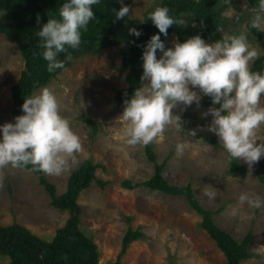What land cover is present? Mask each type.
Wrapping results in <instances>:
<instances>
[{
	"label": "rangeland",
	"instance_id": "obj_1",
	"mask_svg": "<svg viewBox=\"0 0 264 264\" xmlns=\"http://www.w3.org/2000/svg\"><path fill=\"white\" fill-rule=\"evenodd\" d=\"M162 0H124L130 8L129 17L143 19L149 9ZM226 6L222 11L224 27L219 35L208 43L222 39V35H247L250 48L257 57L264 56V42L248 29L255 0H220ZM2 12H0L1 18ZM175 34L165 40L172 47ZM127 45L106 46L99 53H82L70 59V65L49 84L47 88L59 104L60 114L65 118L81 144L79 152L67 158L60 174L43 173L46 180L56 186V194L67 191L71 173L84 161L91 160L100 168L99 180L106 182L102 188L95 180L81 192L79 228L97 244L102 264H227L225 254L203 228V217L192 209L184 196H170L160 191L138 186L128 190L123 182L133 184L152 178L154 163L146 154V146L129 145L122 118L123 107L116 102V92L127 88L122 68ZM161 53L158 54V58ZM25 69V61L19 46L0 32V124L14 122V104L11 87ZM198 91V89H197ZM207 96H202L200 106L182 104L172 109L181 122L168 125L150 144L159 164L166 162L164 177L171 185H192L193 191L205 209L211 210L215 224L237 239L253 233L250 251L256 256L241 264H264V208L254 209L238 203L239 194L247 192L264 199V157L252 169L242 160L247 170L230 174L231 159L218 144V137L208 131L211 115L202 117L209 106ZM264 106V98L261 99ZM21 112L19 115H22ZM83 115L99 124L97 135ZM174 121L178 117H173ZM195 131V135L192 133ZM257 143H264V124L256 130ZM177 143L186 145L182 155L177 156ZM41 175L26 168L6 166L0 169V224H19L50 242L59 229L69 224L72 213L57 209L52 197L40 182ZM215 187L217 196L209 199L205 189ZM238 208L236 215L232 209ZM130 218V221L127 219ZM140 230L144 238L134 241L121 258L122 242L128 228ZM9 257L0 256V264L9 263Z\"/></svg>",
	"mask_w": 264,
	"mask_h": 264
},
{
	"label": "clouds",
	"instance_id": "obj_2",
	"mask_svg": "<svg viewBox=\"0 0 264 264\" xmlns=\"http://www.w3.org/2000/svg\"><path fill=\"white\" fill-rule=\"evenodd\" d=\"M99 2L65 0L58 14L48 15L47 22L36 31L42 49L40 55L47 61L49 72L65 67V61L58 59L59 54L80 46L82 30L86 31L89 22L95 19L93 5ZM119 3L121 7L115 11L117 20L130 12L124 0ZM249 11L252 13L250 28L264 33V0H255ZM147 20H151L158 32L143 45L141 84L130 99L124 100L121 116L127 122V143H152L166 126L182 123L179 115L173 114V108L179 104L188 107L193 103L199 107L202 96H208L213 106L201 113L202 117H212L208 131L218 137L219 145L230 159L242 160L252 169L264 157V143H257L259 140L256 139V130L264 124V106L261 105L264 73L249 68L258 53L249 47L247 35L225 33L214 43H207L201 35H195L184 42L177 39L172 47H166L161 34L167 37L170 26H185V20L170 15L166 6L154 8ZM40 22L38 14L37 23ZM128 32L137 38L142 35L135 27H130ZM66 59H72L71 55L68 54ZM21 109L23 114L16 116L14 122L0 124V169L31 166L33 171L60 174L67 158L79 152L81 144L68 121L61 116L55 95L44 88L25 97ZM174 116L178 117L177 121L173 120ZM192 133L195 135V131ZM185 147L184 143L176 144L177 156L183 154ZM205 195L214 199L216 188H206ZM238 203L254 209L264 208V199L247 192L239 194ZM237 212L238 208H233L231 214ZM100 258L99 252V264H102ZM118 261L122 264L120 259Z\"/></svg>",
	"mask_w": 264,
	"mask_h": 264
},
{
	"label": "trees",
	"instance_id": "obj_3",
	"mask_svg": "<svg viewBox=\"0 0 264 264\" xmlns=\"http://www.w3.org/2000/svg\"><path fill=\"white\" fill-rule=\"evenodd\" d=\"M64 2L65 0H0V12H2L0 32L17 43L25 61V69L17 83L11 87L15 116L22 112L21 105L25 97L33 95L36 90L49 84L70 65V61L66 59L68 54L75 58L86 52L99 53L106 46H128L122 61V68L127 71L125 80L128 87L116 92V102L124 107V100L130 99L134 90L141 84L143 45L158 32L151 20H147L148 14L154 8L166 6L170 9V15L185 20V26H170L167 37L161 34L162 40L165 41L175 34L179 42H184L192 36L201 35L207 43L217 37L220 29H223L222 11L226 8L220 0H162L159 5L146 11L143 19H133L127 15L117 20L115 11L121 7L119 0H100L98 4L93 5L95 19L89 22L86 31L82 30L80 46L76 49L69 48L66 53L59 54L58 59L65 61V67L49 72L47 61L40 55L42 51L40 40L35 33L43 23L47 22L49 16L58 14L59 7ZM38 14L41 17L40 24L37 23ZM247 26L250 33L260 41H264L263 32L250 28L249 22ZM130 27L140 30L142 35L137 38L129 33ZM251 71L264 73V56L254 62ZM205 105L213 106L208 96ZM83 120L91 125L93 135H97L99 124L85 115H83ZM208 141L218 144L215 139L209 138ZM145 146L147 157L155 166L154 176L135 184L126 180L123 182V187L132 190L138 186H145L166 195L184 196L190 207L203 217V228L225 254L227 264H241L255 257L256 255L250 251L254 238L252 231H249L243 239L237 240L228 232L220 229L213 220L214 213L202 207L192 185L190 183L186 186L169 184L163 175L166 162L157 163L152 144ZM25 168L41 175L40 182L50 193L53 206L68 210L72 215L66 229L59 230L57 236L50 242L33 235L28 229L18 224L10 226L0 224V256L9 257L8 264H99L97 245L78 228L81 214L78 199L81 192L89 188L94 180L105 188L107 183L96 176V171L100 166L91 160L84 161L80 168L71 173L67 191L60 196L56 194V186L46 180L44 172L33 171L31 166ZM246 170L238 160L231 159V175H237ZM261 182L264 184V176ZM130 220V218L127 219V221ZM143 238V232L129 227L123 239L120 256L127 252L130 244ZM114 264L121 263L118 261Z\"/></svg>",
	"mask_w": 264,
	"mask_h": 264
}]
</instances>
